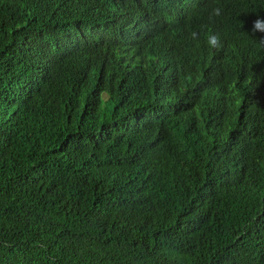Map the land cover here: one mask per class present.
I'll list each match as a JSON object with an SVG mask.
<instances>
[{"label":"trees","instance_id":"obj_1","mask_svg":"<svg viewBox=\"0 0 264 264\" xmlns=\"http://www.w3.org/2000/svg\"><path fill=\"white\" fill-rule=\"evenodd\" d=\"M120 1L0 0V264H264V90L243 145L156 138L134 111L197 68L112 70ZM217 1L245 20L231 49L264 89V0Z\"/></svg>","mask_w":264,"mask_h":264},{"label":"clouds","instance_id":"obj_2","mask_svg":"<svg viewBox=\"0 0 264 264\" xmlns=\"http://www.w3.org/2000/svg\"><path fill=\"white\" fill-rule=\"evenodd\" d=\"M194 9L201 12L185 19L184 14ZM125 15L131 19L125 20ZM107 21L112 70L147 66L168 71L181 64L197 68L193 80L165 99L137 108L136 124H151L156 138L166 130L182 145L196 138L198 146L209 143L223 153L245 143L240 112L248 98L264 89L247 78L231 49L230 35L234 40L245 36V20L237 19L231 6L217 0H137L133 4L121 0L115 32L111 18ZM220 22L229 25V33L222 31ZM250 28L264 46V18H254ZM257 121L264 131V106Z\"/></svg>","mask_w":264,"mask_h":264}]
</instances>
